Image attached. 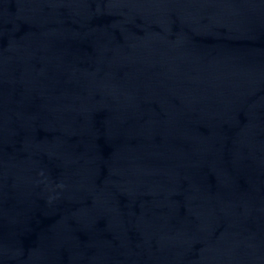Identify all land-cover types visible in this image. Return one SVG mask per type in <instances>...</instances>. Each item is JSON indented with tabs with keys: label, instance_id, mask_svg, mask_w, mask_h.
Listing matches in <instances>:
<instances>
[{
	"label": "water",
	"instance_id": "1",
	"mask_svg": "<svg viewBox=\"0 0 264 264\" xmlns=\"http://www.w3.org/2000/svg\"><path fill=\"white\" fill-rule=\"evenodd\" d=\"M0 264H264V0H0Z\"/></svg>",
	"mask_w": 264,
	"mask_h": 264
}]
</instances>
